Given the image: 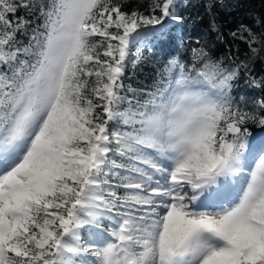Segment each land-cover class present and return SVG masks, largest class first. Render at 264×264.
Segmentation results:
<instances>
[{"label": "snow or ice", "instance_id": "snow-or-ice-1", "mask_svg": "<svg viewBox=\"0 0 264 264\" xmlns=\"http://www.w3.org/2000/svg\"><path fill=\"white\" fill-rule=\"evenodd\" d=\"M178 7L0 0V264H264V19L126 85Z\"/></svg>", "mask_w": 264, "mask_h": 264}, {"label": "trees", "instance_id": "trees-1", "mask_svg": "<svg viewBox=\"0 0 264 264\" xmlns=\"http://www.w3.org/2000/svg\"><path fill=\"white\" fill-rule=\"evenodd\" d=\"M148 3L149 0H127V10H143ZM177 11L184 18L183 28H173L171 35L158 39L151 50L144 48L143 62L134 69L129 66L125 72L126 85L131 84L137 88L151 85L157 69L172 56L179 55L190 60V49L198 47L197 40L206 45L216 58L227 56L231 49L233 57L245 60L251 55L248 45L239 39L233 40L230 33L237 31L241 24L259 32L261 25L257 21L264 19V0H225L223 5L219 0H179ZM213 25L216 30H213ZM178 33L185 36L183 46L178 44ZM218 33L224 36L223 42L217 40ZM250 68L251 76L264 78V52L252 58ZM237 84L238 87L233 91L237 100L241 96L250 99L262 94L260 89L249 87L243 71ZM249 130L257 134L263 132L264 128L249 125Z\"/></svg>", "mask_w": 264, "mask_h": 264}, {"label": "rangeland", "instance_id": "rangeland-1", "mask_svg": "<svg viewBox=\"0 0 264 264\" xmlns=\"http://www.w3.org/2000/svg\"><path fill=\"white\" fill-rule=\"evenodd\" d=\"M261 134H264V133H261ZM255 136H260V134H257V135H255Z\"/></svg>", "mask_w": 264, "mask_h": 264}]
</instances>
